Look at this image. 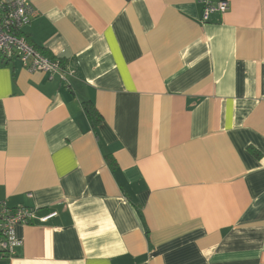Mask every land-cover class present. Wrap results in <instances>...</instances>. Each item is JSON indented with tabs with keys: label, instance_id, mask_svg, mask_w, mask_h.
Instances as JSON below:
<instances>
[{
	"label": "crops",
	"instance_id": "crops-1",
	"mask_svg": "<svg viewBox=\"0 0 264 264\" xmlns=\"http://www.w3.org/2000/svg\"><path fill=\"white\" fill-rule=\"evenodd\" d=\"M30 1L68 76L0 67V264H264V0Z\"/></svg>",
	"mask_w": 264,
	"mask_h": 264
},
{
	"label": "built area",
	"instance_id": "built-area-1",
	"mask_svg": "<svg viewBox=\"0 0 264 264\" xmlns=\"http://www.w3.org/2000/svg\"><path fill=\"white\" fill-rule=\"evenodd\" d=\"M202 6L201 22L206 24L216 14H226L230 10L229 0H196ZM36 14L30 0H0V67L14 60L21 61L23 68L30 72L56 75L66 82L67 70L58 59L52 60L44 55L29 40L25 29ZM38 208L11 207L6 201L0 202V262L15 257L16 250L23 242L18 237L17 228L30 226L37 220ZM57 213L40 218L46 223L57 217Z\"/></svg>",
	"mask_w": 264,
	"mask_h": 264
},
{
	"label": "trees",
	"instance_id": "trees-1",
	"mask_svg": "<svg viewBox=\"0 0 264 264\" xmlns=\"http://www.w3.org/2000/svg\"><path fill=\"white\" fill-rule=\"evenodd\" d=\"M44 55H46L47 57H49L50 59L54 58L51 56L50 53H48L47 51L45 50H40ZM52 60H56V59H52ZM62 65L63 68H67V64L66 62L63 60V59H58ZM83 107H84V110L92 124V126L94 128H96L101 122H102V117L101 115L99 114V112L96 110V108L90 104V103H85L83 104ZM108 158V161H109V164L111 165L112 168H115V164H114V161L112 160L113 158L112 157H107Z\"/></svg>",
	"mask_w": 264,
	"mask_h": 264
}]
</instances>
